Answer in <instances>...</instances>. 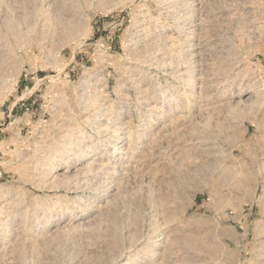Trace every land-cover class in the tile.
Segmentation results:
<instances>
[{
    "label": "rangeland",
    "instance_id": "rangeland-1",
    "mask_svg": "<svg viewBox=\"0 0 264 264\" xmlns=\"http://www.w3.org/2000/svg\"><path fill=\"white\" fill-rule=\"evenodd\" d=\"M0 264H264V0H0Z\"/></svg>",
    "mask_w": 264,
    "mask_h": 264
},
{
    "label": "bare ground",
    "instance_id": "bare-ground-1",
    "mask_svg": "<svg viewBox=\"0 0 264 264\" xmlns=\"http://www.w3.org/2000/svg\"><path fill=\"white\" fill-rule=\"evenodd\" d=\"M67 35V34H66Z\"/></svg>",
    "mask_w": 264,
    "mask_h": 264
}]
</instances>
